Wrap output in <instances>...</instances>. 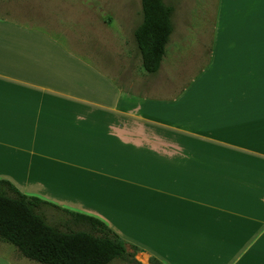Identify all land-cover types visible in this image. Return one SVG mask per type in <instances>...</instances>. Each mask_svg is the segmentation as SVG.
<instances>
[{"label":"crops","instance_id":"crops-1","mask_svg":"<svg viewBox=\"0 0 264 264\" xmlns=\"http://www.w3.org/2000/svg\"><path fill=\"white\" fill-rule=\"evenodd\" d=\"M218 2L239 16L219 11L170 100L162 61L139 72L103 19L98 44L61 41L0 0V179L53 204L42 210L99 218L148 260L264 264V0ZM0 264L41 263L0 241Z\"/></svg>","mask_w":264,"mask_h":264},{"label":"trees","instance_id":"trees-1","mask_svg":"<svg viewBox=\"0 0 264 264\" xmlns=\"http://www.w3.org/2000/svg\"><path fill=\"white\" fill-rule=\"evenodd\" d=\"M140 5L141 20L133 39L142 68L154 74L173 31V6L164 0H140ZM44 205L53 204L0 179V241L41 264H109L114 259L141 264L134 258L137 247L128 251L117 233L99 218L63 209L67 213V218L60 219L63 228L46 220ZM70 223L82 227L71 228ZM148 264L163 263L153 257Z\"/></svg>","mask_w":264,"mask_h":264},{"label":"rangeland","instance_id":"rangeland-1","mask_svg":"<svg viewBox=\"0 0 264 264\" xmlns=\"http://www.w3.org/2000/svg\"><path fill=\"white\" fill-rule=\"evenodd\" d=\"M164 1L173 6V31L166 45V54L161 66L165 71L166 78H171L168 80L171 81V85L164 90L167 99L171 100V94L179 93L180 95L194 82L197 70L202 66L203 56L207 54L208 48L206 47L213 38V29L217 25L216 18H218L219 11L220 15H224L225 12L228 13L231 10V14L234 12L233 15L239 16L237 13L240 9L235 3L228 2L225 6V2L219 4L218 0ZM19 6L20 18H13L21 20L24 24L39 26L45 30H48V27H53L56 36L61 41L68 39L71 35L81 33L87 39L90 37L92 45L93 42L98 44L100 35L94 22L103 19L104 24L108 26L106 35L110 44L111 37L113 40L117 39L120 30L124 33L123 48L125 49L124 52H121V56L127 48L131 58L139 57L136 53L133 30L141 19L140 0H21L17 7L19 8ZM90 7H92L91 10ZM122 10H128L129 16L125 14L126 12L120 14ZM109 46L115 48L112 44ZM112 50V52L118 53L115 52L116 49ZM119 50L121 51V49H117V51ZM133 62L137 63L135 66H139V72L142 71L139 58L138 62ZM159 71L161 70L159 69ZM42 212L49 223L59 226H62L60 219L67 218L66 214L50 207L44 208ZM69 226L71 228L82 227L72 223ZM134 258L141 264L149 262L148 258L141 256L139 252L134 254ZM109 264L137 263L114 259Z\"/></svg>","mask_w":264,"mask_h":264}]
</instances>
